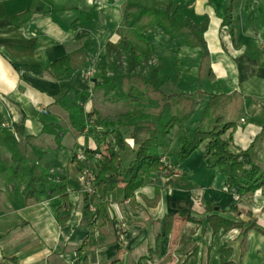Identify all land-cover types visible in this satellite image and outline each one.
I'll return each mask as SVG.
<instances>
[{
	"label": "crops",
	"instance_id": "1",
	"mask_svg": "<svg viewBox=\"0 0 264 264\" xmlns=\"http://www.w3.org/2000/svg\"><path fill=\"white\" fill-rule=\"evenodd\" d=\"M129 1L138 0H0V162L9 168L16 151L35 175L47 169L63 175L67 190L66 206L57 197L27 199L7 189L6 172H0V263L223 264L228 255V264H264V186L244 194L239 179L252 164L264 165V0H166L203 46L189 42L188 32L173 37L159 24L143 31L142 39H125ZM139 3L153 8L155 0ZM24 13L26 19L11 21ZM124 42L126 50L144 56L143 76L153 67L168 78L163 93H205L185 125L188 138L209 95L241 96L230 149L242 168L229 175L231 184L205 159V144L178 162L183 135L175 127L160 150L173 174L152 173L132 197L117 199L110 191L94 198V213L85 209L81 170L72 157L97 147L87 114L117 121L126 113L99 89L112 64L118 70L126 65ZM64 58L59 77L51 65ZM72 104L83 108V132L69 121ZM132 157L127 149L122 164ZM87 158L94 168L97 160ZM176 212L182 215L167 222ZM209 216L243 225L214 232Z\"/></svg>",
	"mask_w": 264,
	"mask_h": 264
},
{
	"label": "trees",
	"instance_id": "2",
	"mask_svg": "<svg viewBox=\"0 0 264 264\" xmlns=\"http://www.w3.org/2000/svg\"><path fill=\"white\" fill-rule=\"evenodd\" d=\"M141 1H129L128 3L122 24L129 30L128 38L125 39H142L143 31L152 25L159 24L173 37H179L188 32L192 35L189 42L203 46L199 35L178 14L176 6H172L166 0V2L155 0L153 8H145L140 5ZM27 17L28 14L24 13L11 18V21L23 20ZM142 18L145 19L144 22H141ZM127 46L128 44L125 42L120 45V49L125 52L126 72L120 73L112 64L110 67L112 75H103L99 87L105 96L119 95L129 106L122 117L124 121L121 119L118 121L92 120L94 112L87 114L86 117L91 120L95 128V134L99 136L96 142L97 147L82 149L86 155L84 162L77 161L75 155L72 157V162L77 165L79 170H82L89 166L87 156L100 155V159L95 162V167L91 169L94 174L93 192L84 200L85 209H89L94 198L101 200L110 191H115L117 199L126 200L132 197L152 173L165 172L166 176L173 174L174 169L170 164L168 162L165 164L162 161L164 156L160 150L167 148L168 135L175 127L183 135L177 151L178 162H183L201 145L205 144V159L211 163V166L217 167L231 184L229 175L237 174L242 168L241 163L237 161L235 154L230 149L241 96L236 92L227 95H209L194 135L192 138H188L184 135L185 125L197 105V101L205 93L201 91L193 94L174 93L168 95L163 93L160 86L168 82V78L160 75L158 69L153 67L149 68L145 76L141 73H134V67L141 64L144 56L137 55L130 49L126 50ZM66 62L67 59L64 58L51 65L57 76L63 75L64 72L58 73V68ZM205 62L206 54L204 53L199 75L204 71ZM66 70L67 68H65ZM154 97L159 98L161 105L154 111L146 112V109L153 108L152 104L156 103ZM80 100L83 103L85 98L81 96ZM68 114L71 125L79 132H83L86 124L83 121L82 106L72 104L68 108ZM126 129H130L127 135L124 134ZM226 135L227 137H225ZM55 140L58 144L57 135ZM128 141L132 142V146ZM127 149L133 154V157L127 165H123L121 158ZM36 155L39 157L38 152ZM0 172H6L5 185L7 189L21 191L27 199H35L38 195H44L46 198L57 197L62 201V205L66 206L67 190L63 175L51 173L48 169L41 170L39 175H35L32 167L16 151L12 153L9 168H5L0 162ZM239 179L244 194L253 193L263 186L264 165L260 167L252 164L250 170L243 176H239ZM230 210L236 212V207L233 205ZM176 214L182 215L179 212L167 215L166 221H171ZM184 219L198 222L187 216H184ZM207 221L214 232L220 229L239 228L243 225V223L228 221L218 216H209ZM76 255L77 259L83 261L80 250ZM226 256L228 257V255ZM226 256L223 264H228ZM8 261L10 264H19L14 258H9Z\"/></svg>",
	"mask_w": 264,
	"mask_h": 264
},
{
	"label": "rangeland",
	"instance_id": "3",
	"mask_svg": "<svg viewBox=\"0 0 264 264\" xmlns=\"http://www.w3.org/2000/svg\"><path fill=\"white\" fill-rule=\"evenodd\" d=\"M147 66H148V64L146 62L145 67H147ZM117 67L119 68L118 71L120 73L124 74L126 72V65L122 64L121 67H119V66H117ZM133 72L134 73H141L142 74V73H144V67L141 66V65L135 66L134 69H133ZM107 98H108V100H111L113 102H115L114 100H116V102H119V103H115L114 106H116V107H113L116 111H120V112L124 113V112H126L129 109V106L124 102V100L122 99L121 96L114 95V94H110V95L107 96ZM153 99L156 100L155 101L156 102L155 103L156 105L155 104L154 105L152 104L153 108L146 109V112H148V111H154L156 107H159L161 105L160 100H159L158 97H154ZM104 105H105V108H107L108 104L107 105L104 104ZM150 107H151V105H150ZM108 108L111 109V110H114L111 106L108 107ZM122 117L123 116H121L120 118H118L117 121L119 119L123 120ZM129 130L130 129H126V131L124 132V134L127 135L128 132H129ZM30 167H32V166H30Z\"/></svg>",
	"mask_w": 264,
	"mask_h": 264
},
{
	"label": "built area",
	"instance_id": "4",
	"mask_svg": "<svg viewBox=\"0 0 264 264\" xmlns=\"http://www.w3.org/2000/svg\"><path fill=\"white\" fill-rule=\"evenodd\" d=\"M88 75L91 74V71L87 72ZM130 146H132V142L128 141ZM76 160L79 162H84L86 160V155L83 152H79L75 154ZM93 159L99 160L100 155L96 154L93 156ZM162 161L166 164L165 159L163 158ZM80 179L83 183V190L86 196H90L92 194V183L94 182V174L92 173L91 169L88 167H84L81 172H80ZM263 186H264V181H263ZM89 210L92 211L93 213L95 212V208L90 205Z\"/></svg>",
	"mask_w": 264,
	"mask_h": 264
}]
</instances>
